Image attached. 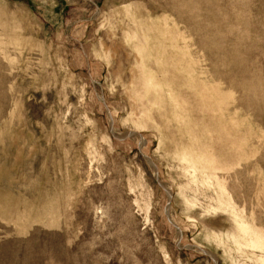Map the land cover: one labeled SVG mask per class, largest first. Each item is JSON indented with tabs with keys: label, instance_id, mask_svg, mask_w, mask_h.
<instances>
[{
	"label": "rangeland",
	"instance_id": "obj_1",
	"mask_svg": "<svg viewBox=\"0 0 264 264\" xmlns=\"http://www.w3.org/2000/svg\"><path fill=\"white\" fill-rule=\"evenodd\" d=\"M0 264H264V0H0Z\"/></svg>",
	"mask_w": 264,
	"mask_h": 264
}]
</instances>
